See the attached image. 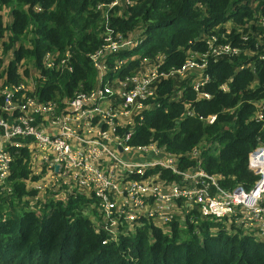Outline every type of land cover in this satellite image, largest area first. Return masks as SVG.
Listing matches in <instances>:
<instances>
[{
    "label": "trees",
    "instance_id": "16d2710c",
    "mask_svg": "<svg viewBox=\"0 0 264 264\" xmlns=\"http://www.w3.org/2000/svg\"><path fill=\"white\" fill-rule=\"evenodd\" d=\"M253 2L0 0V9L8 10L5 22L0 18L5 84H29L27 94L57 103L61 111L67 100L102 84L94 56L106 50L103 81L118 78L122 91L151 65L177 74L198 57L208 77L199 91L210 97L193 89V76L161 77L148 98L159 105L144 113L129 144H155L180 169L202 170L226 190L249 191L260 177L250 168L251 154L264 148V5L255 9ZM230 9L240 15L227 26L214 25ZM131 35L139 39L135 48L106 49L133 40ZM223 48L238 54L225 56ZM242 64L250 66L237 69ZM27 154L14 158L0 190V264H264V236L245 232L235 219L227 227L228 217L201 216L196 209L183 217V227L175 214L163 226L141 218L132 231L124 226L113 235L98 225L93 190L82 193L73 181L43 193L31 187L40 175L32 173ZM153 173L167 186L181 180L164 168ZM182 201H176L179 212ZM259 205L264 207V195Z\"/></svg>",
    "mask_w": 264,
    "mask_h": 264
},
{
    "label": "built area",
    "instance_id": "2783aa9c",
    "mask_svg": "<svg viewBox=\"0 0 264 264\" xmlns=\"http://www.w3.org/2000/svg\"><path fill=\"white\" fill-rule=\"evenodd\" d=\"M131 44L132 40H126L106 49L131 47ZM228 50L223 48L220 52L238 54ZM107 54L108 50L94 56L102 84L89 94H77L67 100L61 111L50 102L35 99L20 102L26 92L32 91L29 84L10 88L5 79L0 85V190L9 177L14 158L22 156V151L26 150L32 173L40 175L37 181L29 183L37 184L35 188L39 193L49 185L69 186L71 181L78 184L82 193L93 190L99 202L92 207L99 213L98 224L106 230L121 223L132 230L141 218L163 226L172 221L175 214L183 227V217L196 209L201 216L228 217L235 222L240 217L250 226L253 235L257 232L255 236H264V207L259 205L264 195V152L256 150L251 154L250 164L259 169L260 178L252 189L245 191L242 187L223 189L215 177L202 170L180 169L177 161L155 144L131 146L129 141L137 132V126L142 125L144 113L157 108L159 103L148 101L154 92L145 90V83L137 85L139 80L126 91L112 89L115 78L111 83L103 81L107 73L103 65ZM215 54L220 56L219 52ZM190 65L189 62L180 74L189 70ZM157 67L158 64L151 65L145 73L152 77L158 75ZM205 81L206 78L202 79L194 89L198 90ZM158 168L178 174L179 185H164L158 174L153 173ZM151 190L154 193L147 194ZM178 199L183 200L180 212L176 205ZM250 219L257 221L258 228L253 229Z\"/></svg>",
    "mask_w": 264,
    "mask_h": 264
},
{
    "label": "rangeland",
    "instance_id": "374dc122",
    "mask_svg": "<svg viewBox=\"0 0 264 264\" xmlns=\"http://www.w3.org/2000/svg\"><path fill=\"white\" fill-rule=\"evenodd\" d=\"M256 2V4L254 5V2H253V4H252V7L253 8H255V9H258L261 5H264V1L263 0H255ZM254 5V6H253ZM6 12H8V10L6 9V8H3V9H0V18L5 22V18H6ZM240 12V11H239ZM239 12L237 13L238 15H240L239 14ZM140 31H142V29L140 28L136 33H135V35H138L139 33H140ZM131 38H133V39H135L136 38V36H134V35H131ZM2 41H3V38L1 39L0 38V85H2L3 83H4V80H5V72H4V70H5V67H6V63H7V60H5L6 58H7V56H4V59H3V61L1 62V58L3 57V54H2V48L3 47H5V46H2ZM16 44V43H15ZM14 44V45H15ZM142 45V44H141ZM140 45V46H141ZM139 46V47H140ZM3 51L4 52H6V51H8V50H4L3 49ZM200 58H198V57H195V60H192V61H190V66H189V72H188V74H186L184 77L182 76V75H180V73L181 72H178L177 74H175L177 71L176 70H172V71H170V73L169 74H164V73H159L158 75L157 74H155L153 77L149 74V73H145L142 77L143 78H139V77H136V79H134V80H132L131 81V84H137V80H139V84H137V85H139V86H142V84L143 83H145V90H149V91H151V92H154V86H155V83L162 77H166V76H180L182 79H189L190 77H192V76H195V73L196 72H198L199 71V64H197L196 63V61H198ZM66 62V58L65 57H62L61 59H60V64H59V66H61V67H63V64ZM202 67V66H201ZM146 70H148L149 69V67H147V68H145ZM187 70V68L186 69H184V71H186ZM142 75V74H141ZM152 77V78H151ZM181 79V80H182ZM125 83H128V80H125ZM121 84V81H118V79L117 78H115L114 80H113V82H112V89H114V90H116V89H120L118 86ZM111 90V89H110ZM84 94H87V93H80V95H84ZM23 102H25L27 99H33L32 97H31V95L30 94H27V93H25V95H23ZM73 100V99H72ZM71 100V101H72ZM71 101H69L68 103H67V107H69V104H70V102ZM53 107H55L56 109L59 107V105L57 104V103H50ZM1 116V115H0ZM250 168L251 169H256V167H254L253 165H251L250 166ZM257 174H259V169H258V172H257ZM50 176L54 179V175L53 174H50ZM71 176V174L70 175H68V176H66L65 178H66V180H68L69 179V177ZM29 182V181H28ZM49 183L48 182H46V185H48ZM28 185H29V183H28ZM38 185L37 184H34V185H31V187H33V188H35V187H37ZM52 185H49L48 186V188H50ZM57 187H59V186H57ZM239 187H241V186H237V187H235L234 189H236V188H239ZM54 190H58V188H56V189H54ZM63 191L61 190V189H59V191H58V196L59 197H62L63 196ZM154 192H153V190H151V191H147V194H153ZM240 212L241 211H243V208H239L238 209ZM92 216L93 217H95L96 216V214H92ZM249 218H251L250 216H249ZM230 221H231V219H229V221H227V227L229 226L230 227ZM248 221H250V223L252 222L253 224V229H256V228H258V223H257V221L254 223V221H252L251 219L250 220H248ZM237 222H238V224L239 225H245V221L242 219V218H238L237 219ZM251 225V226H252ZM124 223H121V224H119V225H113L112 227H111V229H107V231L108 232H112V233H122V232H124V230H125V228H124ZM122 227V229H120ZM245 227H247L246 228V231L245 232H250V231H252V229H249V225H245ZM264 229V228H263ZM254 234L255 235H257L258 233L257 232H254ZM262 236H257V238H261Z\"/></svg>",
    "mask_w": 264,
    "mask_h": 264
},
{
    "label": "clouds",
    "instance_id": "9594fccd",
    "mask_svg": "<svg viewBox=\"0 0 264 264\" xmlns=\"http://www.w3.org/2000/svg\"><path fill=\"white\" fill-rule=\"evenodd\" d=\"M238 13V10H236V9H230L229 11H228V14H227V17L224 19V20H221V21H219V22H217V23H214V25H223V26H227V25H229V24H231V22L232 21H234L235 19V15ZM213 25V26H214ZM212 27V26H211ZM263 27H264V25H263ZM146 29V28H145ZM142 31H143V28H142ZM145 31V30H144ZM142 37V36H141ZM132 41H134V42H132V44H131V49L132 48H135L136 47V45H137V43L139 42V39H138V37H136L135 39H133ZM225 56H227V55H225ZM219 57V56H218ZM218 57H216L215 59H217V60H219V58ZM202 66V65H201ZM201 66H199V71L198 72H196L195 73V76H193V78H192V80H191V84L193 83V89H194V87L196 86V84L197 83H201V80L202 79H204V78H206V80L208 79V77H206V76H204L201 72H202V67ZM241 66H243V67H241ZM241 66H238L237 67V69H239V70H242V69H244L245 67H249L250 65H245V64H242ZM188 72H189V70H187L186 72H184L183 74H180V75H186V74H188ZM206 82V81H205ZM204 82V83H205ZM201 85H199L198 86V90H195V91H198V92H200L201 93V98H203V99H208L210 96H209V94H207V93H205V92H201V91H199V87H200ZM204 94H207V95H204ZM153 110V109H152ZM256 151V150H255ZM259 152H264V148H259V149H257V153H259ZM264 154V153H263ZM258 169V168H257ZM263 172H264V167H263ZM260 175V174H259ZM260 178V177H259ZM98 225H101V224H98ZM103 227V226H102ZM126 228H127V226H126ZM133 230V229H132ZM132 230H128V231H132Z\"/></svg>",
    "mask_w": 264,
    "mask_h": 264
},
{
    "label": "crops",
    "instance_id": "0c3cea01",
    "mask_svg": "<svg viewBox=\"0 0 264 264\" xmlns=\"http://www.w3.org/2000/svg\"><path fill=\"white\" fill-rule=\"evenodd\" d=\"M247 53H250V54H251V53H252V51H251V50H247Z\"/></svg>",
    "mask_w": 264,
    "mask_h": 264
}]
</instances>
